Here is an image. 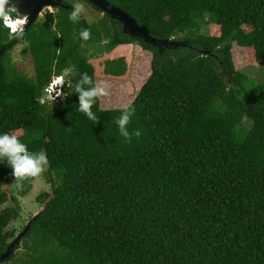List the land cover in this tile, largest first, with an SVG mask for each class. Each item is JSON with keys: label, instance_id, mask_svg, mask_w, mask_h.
I'll return each instance as SVG.
<instances>
[{"label": "trees", "instance_id": "obj_1", "mask_svg": "<svg viewBox=\"0 0 264 264\" xmlns=\"http://www.w3.org/2000/svg\"><path fill=\"white\" fill-rule=\"evenodd\" d=\"M59 1L23 33L0 20V132L46 153L51 189L0 264H264V0H107L178 46L130 37L88 0L80 1L99 16L74 24L71 0ZM211 24L218 35L203 32ZM18 44L31 73L11 62ZM233 45L248 65L261 63L263 78L235 68ZM131 46L151 61L129 103L128 128L141 136L125 142L115 123L122 107L101 108L97 98L94 123L74 87L81 73L94 84L127 79ZM65 70L63 96L42 101ZM35 178L18 189L0 163V253L16 238L8 226Z\"/></svg>", "mask_w": 264, "mask_h": 264}, {"label": "clouds", "instance_id": "obj_2", "mask_svg": "<svg viewBox=\"0 0 264 264\" xmlns=\"http://www.w3.org/2000/svg\"><path fill=\"white\" fill-rule=\"evenodd\" d=\"M7 2L8 0H0V20H2L5 27H8L9 32L10 30L13 32L10 34L15 35L22 31L25 20L23 18H18L15 21L11 20L9 17L12 15L8 10L9 7H5ZM83 14V4L77 3L71 7V13L68 19L72 23L77 24L80 22ZM17 16L21 17L18 14ZM58 36L59 35H57V37ZM90 36L91 33L88 28H81L78 33V37L83 41H88ZM25 44L27 46V42H25ZM67 75H69V70H65L62 76L54 77L55 80L53 79L54 81L52 80V84L50 83L49 95L52 97V101H54L56 97L63 96L61 90H56V97H53L51 93L55 86L64 84V77ZM85 85L88 87H85ZM74 90L78 95L77 104L79 111L84 113L89 120L95 123L98 117L92 110L93 105L97 98L109 95L107 84L103 81L94 84L92 78L87 73H81L80 79L76 82ZM46 96L47 93L45 91L42 101L45 100ZM119 111L120 115L115 123L120 136L123 137L125 142H131L133 137L139 138L141 136V131L139 129L130 131L128 128L135 109L131 104H126L122 106ZM0 163H6L12 169V174L16 180V187L19 189L22 187V182L26 178L37 177L44 171L45 166L48 164V158L44 152H30L27 145L21 142L17 135L0 132Z\"/></svg>", "mask_w": 264, "mask_h": 264}, {"label": "rangeland", "instance_id": "obj_3", "mask_svg": "<svg viewBox=\"0 0 264 264\" xmlns=\"http://www.w3.org/2000/svg\"><path fill=\"white\" fill-rule=\"evenodd\" d=\"M62 1H67V0H62ZM69 2H71L73 5L77 3L83 4L84 7L83 15L86 18L87 15H89L92 18L93 17L95 18V16H99V13L95 12V9L89 6L86 2L84 3L81 2L80 0H71ZM91 9L93 11H91ZM46 11L54 13L55 9L54 8L46 9L44 12H42L41 15L38 16V18L42 20ZM202 28H203L202 29L203 32L204 30H207V33L211 35H218L220 32L219 27L214 26L213 24L203 26ZM22 49H23L22 44H18L16 46V48L13 50L11 54V62L13 64L17 63V65H21V66L24 65L26 68V72L31 73L33 67L32 64L30 63L31 61L29 60V55L26 54L24 55L22 53ZM128 50L130 52L131 66H130L129 77H127V79H114V80L97 79L96 80V83L103 81L108 86L109 95L106 97H99L101 108H118L126 104H129L137 95L142 84L149 77L151 52L144 51L138 46H131V48H129ZM232 57H233L234 66L237 70L245 72L246 74L257 80L259 78L264 77L260 75V70L263 69L261 63H254L248 65L244 58V50L240 46L233 45ZM127 82L132 83V88L134 91L133 93L128 92ZM57 86L58 87H56L55 90H61L63 84ZM46 100L50 102L52 100V97L46 96L45 101ZM245 123H248V121L245 120ZM46 168L47 167L45 166L44 170ZM44 172L45 171H43L42 174H40L34 179L33 186L30 192L26 196L18 197V201L20 204V213L19 216L15 220H13L8 226L9 230H14L15 232H21L22 229L25 227V225L28 223V220H30L32 217L37 215L39 211L42 209V204L37 202L36 197L42 192L51 191L50 184H48L47 180L44 177L43 174ZM7 187L10 191L14 193V195L17 196L12 184ZM7 204L8 203H6L3 207H5ZM17 245L19 246V243L16 244V246Z\"/></svg>", "mask_w": 264, "mask_h": 264}, {"label": "water", "instance_id": "obj_4", "mask_svg": "<svg viewBox=\"0 0 264 264\" xmlns=\"http://www.w3.org/2000/svg\"><path fill=\"white\" fill-rule=\"evenodd\" d=\"M96 8L100 9L103 13H107L112 19L117 20L121 26L122 31L133 38H141L145 42L153 45L158 44H170V45H185L181 41H175L171 39H160L151 34L146 25L140 24L135 18L130 16L122 9L111 5L107 0H88ZM62 3L59 0H8L5 7H9L8 10L16 12L20 15L25 23L22 26V33L27 27L38 18L46 9L56 8L61 6ZM39 214V213H38ZM37 214V215H38ZM35 215L26 224L25 228L16 235L14 241L7 247L5 252L0 253V263L7 260L12 255L16 244L20 242V238L27 232L30 227V223L37 217Z\"/></svg>", "mask_w": 264, "mask_h": 264}, {"label": "built area", "instance_id": "obj_5", "mask_svg": "<svg viewBox=\"0 0 264 264\" xmlns=\"http://www.w3.org/2000/svg\"><path fill=\"white\" fill-rule=\"evenodd\" d=\"M9 18H10L11 20L15 21L16 19H18V18H20V17H12V16H10ZM10 33H13V32L10 30ZM54 80H55V79H54ZM54 80H53V81H54ZM53 81H52V82H53ZM51 84H52V83H51ZM51 84H50V85H51ZM50 85H49V86L46 88V90H45L46 93H47V96H50V95H49V93H50ZM56 87H57V86L54 87V90H53V92L51 93V95H52L53 97H56V96H55V93H56L55 88H56Z\"/></svg>", "mask_w": 264, "mask_h": 264}, {"label": "bare ground", "instance_id": "obj_6", "mask_svg": "<svg viewBox=\"0 0 264 264\" xmlns=\"http://www.w3.org/2000/svg\"><path fill=\"white\" fill-rule=\"evenodd\" d=\"M25 23V22H24Z\"/></svg>", "mask_w": 264, "mask_h": 264}]
</instances>
